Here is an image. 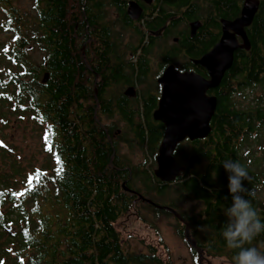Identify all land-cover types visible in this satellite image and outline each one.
Returning <instances> with one entry per match:
<instances>
[{"label": "trees", "instance_id": "trees-1", "mask_svg": "<svg viewBox=\"0 0 264 264\" xmlns=\"http://www.w3.org/2000/svg\"><path fill=\"white\" fill-rule=\"evenodd\" d=\"M188 1L164 0V3L185 8ZM13 2L0 0V28L10 34L6 44L15 48L19 41H25L30 45L35 16L21 12ZM103 3L104 0H34L38 41L42 39L43 48L53 53L50 66L59 85L53 88L48 101L52 137L47 140L49 150L44 164L33 170L31 178L25 177L22 171L0 174L3 185L0 186V264H167L164 258L168 252L158 234L157 243L148 244L145 253L130 251L121 239L118 225L139 202L157 218L155 221L158 217L173 218L176 235L188 245L185 226L166 209L159 210L152 205L177 212L188 224L189 236L204 258L217 264H231L235 250L227 248L221 235L227 222L224 209L232 204L229 173L223 162L231 159L241 164L235 146L241 119L228 111V95L218 94L208 137L194 142L186 140L174 152V158L185 172L174 183L159 182L153 171L165 128L152 118L156 101L151 91L142 93L139 102L128 104L124 98H117L111 105L105 100V90L100 85L96 87L97 99H94V89L89 83L82 87L79 81L77 67L82 60L84 35L98 40L106 48L101 59L107 58L106 26L97 17ZM230 8H234L231 2ZM262 19L257 37L264 54ZM143 65L141 57L128 67L113 62V68L108 70L109 66L102 73L101 84L106 83V76L111 72L113 81L119 82L126 70L132 82L133 75L144 70ZM238 66L240 69L241 64L234 66V72ZM261 81L264 82V75ZM81 98L87 106L80 103ZM96 111L110 116L116 114L130 139L120 137L115 125L113 140L104 131L99 132L93 120ZM83 115L88 117L84 128ZM120 143L141 152L143 161L131 165L119 153ZM246 170L249 180L242 184L255 195H245V199L251 200L264 222V201L258 194L263 188L262 182L254 172ZM18 173L21 180L17 181ZM170 192L176 196L167 201L165 198ZM185 200L196 203L189 212L179 209L178 204ZM145 221L142 215L141 222L153 226ZM262 241L264 233L251 246H259ZM190 251L197 261L198 253L191 247Z\"/></svg>", "mask_w": 264, "mask_h": 264}, {"label": "flooded vegetation", "instance_id": "flooded-vegetation-1", "mask_svg": "<svg viewBox=\"0 0 264 264\" xmlns=\"http://www.w3.org/2000/svg\"><path fill=\"white\" fill-rule=\"evenodd\" d=\"M188 2L187 7L182 8L165 4L164 0H104L97 17L100 24L106 26L105 38L109 47L107 58L104 61L101 59L106 48L98 40L91 35L88 38L83 36L82 60L77 67L79 81L83 85L81 86L89 83L94 89V99H97L96 87L100 85L105 90V100L111 105L117 98H124L128 104L132 101L139 102L142 93L151 91L157 108L161 96L158 80L167 68L173 67L179 74H194L205 81L210 80L207 69L196 64V61L211 52L219 43L223 35L222 23L233 22L239 18L243 6L250 3L254 8V15L251 23L244 27L246 43L241 36L234 35L237 48L233 52L231 66L224 73L217 88L209 90L206 96L216 99L217 108L218 94L228 95V111L237 114V118L241 119L235 140L238 157L241 164L260 179V169L264 164L261 156L264 148V82L261 81L264 75V54L257 35L261 31L260 22L264 18V0ZM230 2L234 5L233 9L230 8ZM130 3L138 8V14L134 18H130L127 13ZM191 16L194 17L189 20ZM84 20L87 21V18L84 17ZM192 23H198L199 26L193 36L190 34ZM38 25L35 12L30 45L19 41L18 46L15 43V48H12L5 41L0 48L1 175H9L13 170L19 173L21 171V162L15 147L5 142L6 136L14 132L18 124H38L40 120L51 132L48 122L52 119V114L48 101L59 81L55 77V70L50 66L52 51L43 48L42 39L38 41ZM86 30L87 26L84 32ZM227 33L232 34L231 31ZM16 39L15 37V42ZM23 44L25 48H20ZM140 57L144 70L140 74L135 73L132 82L130 73L126 70L125 73L122 72L119 82L113 81V72H107L109 75L106 76V83L101 84L102 73L109 66L111 67L108 70H111L113 62L114 65L120 62L128 67L130 63L136 64ZM237 64H241V67L239 69L238 66L234 72ZM80 103L87 106L83 98ZM98 106L99 102L96 103L97 109ZM114 116L118 117L116 114L110 116L97 111L93 115L96 129L109 134L112 140ZM87 118L83 115V128Z\"/></svg>", "mask_w": 264, "mask_h": 264}, {"label": "water", "instance_id": "water-1", "mask_svg": "<svg viewBox=\"0 0 264 264\" xmlns=\"http://www.w3.org/2000/svg\"><path fill=\"white\" fill-rule=\"evenodd\" d=\"M127 13L130 18L136 17L137 6L130 3ZM253 15L254 8L250 3H246L239 18L233 22L222 23L223 35L213 50L196 61V64L207 69L209 81L194 74H179L173 67L167 68L159 78L161 96L156 110L152 113L153 120L165 128L155 157L156 169L153 171L154 177L159 182L174 183L181 173L185 172V168L174 158L178 145L185 140L189 142L203 140L210 134V122L216 110V99L207 97L206 93L217 88L224 73L231 66L233 52L237 48L234 35L241 36L246 43L244 27L251 23ZM198 28V23L190 24L191 36ZM228 31L232 34H228ZM152 206L159 210L166 209L185 226V240L200 257L201 251L189 236L188 224L179 214L169 208Z\"/></svg>", "mask_w": 264, "mask_h": 264}, {"label": "rangeland", "instance_id": "rangeland-1", "mask_svg": "<svg viewBox=\"0 0 264 264\" xmlns=\"http://www.w3.org/2000/svg\"><path fill=\"white\" fill-rule=\"evenodd\" d=\"M106 1V0H105ZM108 1V0H107ZM13 5L21 12H28L35 16L34 0H14ZM5 30V29H4ZM10 34L2 32L0 28V48L1 44L7 41ZM113 125H115L118 135L125 140L130 139V134L123 123L119 122V118L113 117ZM52 132L49 131L47 125L40 120L38 124L20 123L15 127V131L7 135L5 142L15 147L17 155L20 159L21 171L25 177L31 178L33 170H38L44 164L48 156V138L51 139ZM262 139L264 144V130L262 131ZM119 153L131 165L139 164L143 161V155L137 149L130 148L127 144L120 143L118 148ZM262 159L264 158V148L261 152ZM264 162V161H262ZM156 169V167H155ZM154 169V170H155ZM260 181L262 182V189L260 190L259 198L264 201V164L260 169ZM21 180V177H15ZM176 195L173 192L165 198L167 201L173 200ZM179 209L181 211L189 212L196 206V203L191 200L180 202ZM144 215L146 221L151 223L145 224L141 222V216ZM158 221L146 209V205L142 202L136 206L125 216L118 225L121 233V239L124 245H128V249L135 253H145L148 244L155 245L157 243V234L159 240L162 242L168 252L167 257L164 258L167 264H217L212 260H208L202 256L197 261L192 257L190 247L184 243L176 235V227L173 218L158 217ZM156 233V237L154 235ZM192 240V239H191Z\"/></svg>", "mask_w": 264, "mask_h": 264}, {"label": "clouds", "instance_id": "clouds-1", "mask_svg": "<svg viewBox=\"0 0 264 264\" xmlns=\"http://www.w3.org/2000/svg\"><path fill=\"white\" fill-rule=\"evenodd\" d=\"M228 176V190L232 197L231 207L224 209L227 222L221 229V235L229 250H235L231 264H264V241L259 246H251V242L264 233L262 222L250 199L254 191L244 188L242 181L249 180L246 168L238 161L231 159L223 162Z\"/></svg>", "mask_w": 264, "mask_h": 264}, {"label": "snow or ice", "instance_id": "snow-or-ice-1", "mask_svg": "<svg viewBox=\"0 0 264 264\" xmlns=\"http://www.w3.org/2000/svg\"><path fill=\"white\" fill-rule=\"evenodd\" d=\"M57 163H60L59 157H57Z\"/></svg>", "mask_w": 264, "mask_h": 264}]
</instances>
